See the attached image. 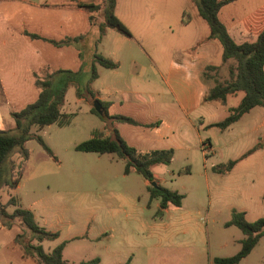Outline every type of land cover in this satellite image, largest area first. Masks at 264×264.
I'll list each match as a JSON object with an SVG mask.
<instances>
[{"label":"rangeland","instance_id":"1","mask_svg":"<svg viewBox=\"0 0 264 264\" xmlns=\"http://www.w3.org/2000/svg\"><path fill=\"white\" fill-rule=\"evenodd\" d=\"M14 1L19 3L17 6L25 5ZM119 1L118 13L122 19L119 18L131 32V36L117 32L121 37L115 41L121 67L112 72L97 63L100 76L91 86L93 89L102 84L111 86L118 99L125 103L131 99L143 101L150 111L139 117L129 105L116 107L117 113L142 121L157 118L154 116H161L164 111L168 116L177 115L172 121L177 132L168 141L175 151L173 160L170 165H154L152 171L157 183L184 194L182 205L177 208L170 204L168 210L158 213L160 200H150V182L135 171L125 174L124 159L115 153L76 149L97 130L104 129L103 134L111 131L113 124V119L91 112L95 97L85 92L78 100L76 83L71 84L62 107L63 112L74 113L71 123L31 128L32 133L43 137L54 156L35 137L27 140L28 160L23 161L15 153V170L4 176L10 180L21 172L19 184L15 188L3 185L0 200L6 203L12 195L24 206L35 202L41 205L38 215L52 221L64 237L76 236L65 250L70 263L99 257L100 264H123L129 258L131 264H213L215 257L231 256L241 247L243 232L236 225H226L234 212H245L249 221L264 216V107H254L225 131L204 122L225 118L238 105L244 91L228 95L225 103L217 101L183 112L165 78L171 62L190 57L194 52L190 49L197 48L199 38L205 35L194 21L196 7L185 0H181L179 8L177 3L164 0ZM96 12L103 16L101 11ZM21 15L25 17L19 19ZM28 15L21 10L14 13L13 20L26 18L29 28L40 25ZM46 18L61 19L59 14ZM63 30L64 27L45 28L44 32L57 34ZM219 45L213 63L220 68L213 75L224 81L229 78V62L222 61V45ZM110 46L106 40L86 47L81 84H86L92 74L94 54L109 57ZM28 47L24 37L10 38L8 32L2 33L0 61L12 63L15 55L27 53ZM46 56L54 66L66 63V54L59 50L49 48ZM132 60L137 63L133 64ZM18 63L16 69L27 80V66H23L26 59H19ZM206 82L213 85L215 80L208 75ZM35 99L28 97L22 101L16 97L11 106L20 109ZM5 117L6 123L3 124L5 119L0 120V129H13L15 119L10 114ZM255 146L250 154L246 153ZM230 160L235 164L229 172L214 169L225 168ZM13 209L8 206L9 211ZM238 264H264V236Z\"/></svg>","mask_w":264,"mask_h":264},{"label":"trees","instance_id":"2","mask_svg":"<svg viewBox=\"0 0 264 264\" xmlns=\"http://www.w3.org/2000/svg\"><path fill=\"white\" fill-rule=\"evenodd\" d=\"M192 1L195 3L199 15L207 21L210 27L208 39H217L221 43L223 51L222 61L229 62V78L224 81H219L213 75V72L215 73L220 68V65L209 64L203 70L201 78L206 84L208 75L209 79L214 78L215 80L213 85L207 84V92L203 98V102L219 101L225 103L228 95L236 94L238 91H244V95L238 105L232 107L225 118L210 124V126H215L221 131H225L254 107H264V31L260 32L254 40L238 42L219 17L222 6L234 0ZM116 4L117 0H90L78 3L80 7H84L91 12H102L104 21L97 25L99 31L97 41L103 38L107 27H113L119 32L131 36L130 30L115 13ZM89 19L92 23L94 22L93 15H90ZM24 33L32 39L43 38L57 46L69 44L77 39L66 38L56 41L41 37L33 32L25 31ZM195 48L196 46L192 47L191 50ZM97 63L109 69L118 67V62L112 58L95 53L91 63L92 74L86 84L80 83V78L83 73L82 68L76 72L70 69H59L55 71L45 69L43 75L37 72L34 73L35 84L39 89L38 97L20 110L11 113L15 119V127L13 129H0V190L3 185H9L10 188L18 186L21 172L18 176L12 177L10 180H6L4 176L6 172L12 173L15 170V163L13 162L15 153H19L23 161L28 160L29 151L25 148L27 140L35 137L43 145L47 153L54 156L43 137L32 133L31 128L34 125L41 128L54 123L60 126L70 124L74 113H65L62 111V107L65 104L66 92L72 83H76L77 97H82L85 92L95 97V92L91 84L99 75L96 70ZM95 99L100 102L105 112L103 115H100L94 105L91 107V112L102 118L107 117L113 119V121L126 122L134 125H156V122L143 124L128 115H111L108 112L109 102L102 101L98 98ZM256 148L257 146L246 153L250 154ZM76 149L100 154L115 153L119 158L124 159L125 174L135 171L150 182L148 186L150 200H160L158 213L162 214L163 210L169 204L175 206L182 205L185 197L184 194L178 190L169 189L157 183L152 171V167L156 164H171L175 152L173 148L139 150L135 146L130 145L117 128H112L111 134L107 136L100 130H97L92 137L79 143ZM234 164L235 161L230 160L225 168L214 167V169L221 172H229ZM153 182H155V185H153ZM262 200L264 202V193ZM10 205L14 206L12 211L8 210V206ZM0 219L2 224L8 228L15 224L20 226L22 231L15 236V242L22 248L25 256L34 257L38 264H75L70 263L63 255L68 240L62 241L51 251L44 249L42 242L57 238L60 232L40 225L33 210L20 203L17 197L11 195L6 203L0 200ZM226 225H236L245 237L241 240V247L237 253L231 256L215 257L213 264H238L252 252L260 238L264 236V216L249 221L245 217V212L237 211L226 222ZM76 264H100V258L93 257ZM123 264H131V258Z\"/></svg>","mask_w":264,"mask_h":264},{"label":"crops","instance_id":"3","mask_svg":"<svg viewBox=\"0 0 264 264\" xmlns=\"http://www.w3.org/2000/svg\"><path fill=\"white\" fill-rule=\"evenodd\" d=\"M12 1L15 4H12ZM18 1L25 5L23 7L17 6L19 3L14 0H0V34L8 32L10 38L24 37L29 42V51L25 54L23 52H19L15 55V60L12 63H10V61H0V120L3 121L5 119L3 124L7 121L5 117L6 115L9 116L10 114V116H12L11 113L13 111L21 109H15L11 106L13 102L15 103L16 97L20 98L22 101H25L28 97L37 98L39 89L35 84V72L43 75L45 69H48L49 71L70 69L76 72L81 68L84 72L86 67L85 49L88 45H92L95 42L97 45L98 43H102L106 40L110 41L111 46L109 48V58L111 57L114 61L119 63L118 67L111 70L112 72H116L115 70H118L121 67L120 60L117 56L119 48H117L115 42L121 38L117 35V32L119 31L113 27H107L103 38L100 41H97L99 32L97 25L98 23L104 21V17H99L98 14H96V11L91 12L78 5L79 2L90 0ZM164 1L166 3H177L178 8L181 5V0ZM185 1L192 2V4H194L193 6L196 7L192 0ZM119 6L120 1L117 0L115 13L118 17H120L118 13ZM16 9L20 11H15ZM21 10L25 11L26 14H29L28 18H34L39 21L40 25L29 28L26 18L19 21L13 20L15 19L14 13L17 14L21 12ZM196 12L194 21L198 23L203 31H205V35L199 38L197 42L199 44L198 47L200 46V48L197 47L194 49V52L190 57H182L178 61H172L165 78V81L168 82L175 97V101L178 103L179 108L183 112L201 109L204 105H211L213 103L208 101L203 102V98L207 92V84L202 80L201 74L207 65L215 64L213 63V54L219 49V44H221L218 43L219 41L217 39H208L210 27L207 21L199 15L197 7ZM51 14H59L61 19L51 20L46 18V16ZM90 15H93L96 18L93 20L94 24L89 19ZM22 17L25 16L21 15L19 19H22ZM219 17L236 41L241 42L244 40H254L260 32L264 31V0H234L222 6L219 12ZM63 27L65 30H63L64 32L62 33L49 34L44 32L45 28L58 30ZM25 31L33 32L41 37L56 41L66 38L77 39L73 40L69 44L57 46L50 41L44 40L43 38L32 39L24 33ZM95 36L97 37L95 38ZM2 43L4 45L6 44L4 41H2ZM49 48H53L55 51L59 50L62 54H66V63L54 66L51 63L52 61L46 56ZM3 58L6 59L7 55L3 56ZM19 59L22 61L26 59V64L23 66L24 68L27 66V80H25V78L23 79V77L20 76L21 72L16 69V64H19ZM132 62L133 64L137 63L134 60H132ZM99 76L100 74L98 75V78ZM16 77L18 78L16 79ZM20 78L22 79V82ZM71 86L72 85H70L69 88ZM69 88L67 92L69 91ZM93 90L95 92V98L109 102L108 112L111 115L120 114L115 112L116 107H129V105L133 106L132 109L134 114L139 117L140 115L145 116L150 113V111L144 107L147 103L144 104L143 101H134L131 99L125 103L123 99H118V97L114 96L113 87L111 86L102 84ZM80 99L82 98L78 97V100ZM149 104H151L150 101ZM214 108H217V106H214ZM166 113L168 112L164 111L161 116L156 115L154 117L157 118L146 121L139 120L138 118L132 116L143 124L156 122L155 126L134 125L126 122L121 123L119 121H113L111 129L117 128L124 139L130 145L135 146L139 150L173 148L168 141L169 138L173 137L177 132V129L172 122L176 120L177 115H172V113H170V116H168ZM211 113L212 108L209 107V117ZM204 123L206 126H210V124L214 122L209 120V122ZM126 124H130L131 126ZM100 131L103 132L104 129ZM110 134L111 131H106L104 133L105 136ZM144 147L150 148L145 149ZM27 207L33 210L40 225L51 230H58L60 232V235L57 238L53 240H44L42 242L44 249L46 251H51L62 241L68 240L63 251L64 258L68 260L65 257V250L70 241L76 238V236L64 237L62 230L55 226L52 221L48 220L45 216H39L38 207H41V205L34 202ZM176 207L178 208L179 206ZM169 208L170 204L165 210H168ZM20 230V226L16 224L10 228L4 226L0 219V264H38L34 257L25 256L22 248L15 242V236L20 232Z\"/></svg>","mask_w":264,"mask_h":264},{"label":"water","instance_id":"4","mask_svg":"<svg viewBox=\"0 0 264 264\" xmlns=\"http://www.w3.org/2000/svg\"><path fill=\"white\" fill-rule=\"evenodd\" d=\"M94 106H95L96 110L98 111V113L100 115L104 114L105 110H104V108L102 107V105L100 104L99 101L95 100ZM153 185H155V182H153Z\"/></svg>","mask_w":264,"mask_h":264}]
</instances>
